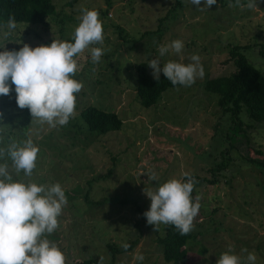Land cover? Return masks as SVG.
<instances>
[{
    "label": "rangeland",
    "instance_id": "374dc122",
    "mask_svg": "<svg viewBox=\"0 0 264 264\" xmlns=\"http://www.w3.org/2000/svg\"><path fill=\"white\" fill-rule=\"evenodd\" d=\"M54 1L57 15L45 25H17L12 36L0 40V48L5 45L0 51L50 46L54 40L69 42L81 9L96 10L103 25V45H90L74 57L78 70L72 78L83 85L75 94V116L52 128L32 123L26 109L9 122L14 142L31 138L39 149L36 167L25 183H59L65 191L68 202L58 217L59 227L46 236L62 251L65 264L89 259L111 264L115 254L110 246L133 247V240L139 242L118 253L116 264H168L157 241L164 224L154 229L143 217L151 204L145 190L154 191L171 179L188 182L189 177L195 181L193 194L201 212L193 223L202 226V233L188 243L190 264H217L225 252L242 261L255 253V264H264V163L250 162L253 157L264 162V125L243 117L249 143L219 107V95L205 90L209 79L235 71L234 47L264 72L260 53L264 0H258L256 10L229 7L234 1L226 6L220 1L204 10L203 3L199 7L190 0H182L180 6L176 0ZM175 40L183 42L182 52L161 57L158 47ZM92 47L103 51L96 64L91 60ZM192 55L200 57L204 77L190 87L168 89L157 106L143 108L136 96L137 64L158 59L161 69L170 60L187 65L193 63ZM153 71L149 67L152 76ZM14 88L11 85L10 99L16 95ZM85 105L117 113L124 122L122 130L90 134L80 116ZM230 129L234 134L228 139ZM256 149L263 155H256ZM220 164L222 171L217 168ZM153 172L155 181L149 179ZM87 194L90 201L127 202L91 205ZM136 255L144 260H134Z\"/></svg>",
    "mask_w": 264,
    "mask_h": 264
},
{
    "label": "clouds",
    "instance_id": "9594fccd",
    "mask_svg": "<svg viewBox=\"0 0 264 264\" xmlns=\"http://www.w3.org/2000/svg\"><path fill=\"white\" fill-rule=\"evenodd\" d=\"M190 3L199 7L203 3L200 8L204 10L216 5L217 0H190ZM233 6L256 10L258 0H248L246 5L235 0V5L229 4V7ZM81 11L78 27L72 33L74 42L54 40L50 46L33 49L24 45L19 51H0V96L9 95L11 85H14L16 103L19 108L30 110L32 123L55 128L66 125L70 117L75 116V94L83 85L72 78L78 70L74 57L90 45L104 43L99 13L96 10ZM16 28L17 22L10 16L5 25H0V40H7ZM183 48V42L175 40L160 45L157 50L163 57L170 51L179 55ZM102 54V48H91L93 64L100 61ZM191 60L193 63L187 65L170 60L161 69L159 60L152 59L149 67L154 70L153 76L157 80L162 71L173 86L190 87L197 78L204 77L200 57L192 55ZM38 151L31 138L0 147V160L5 161L0 163V264H65L62 251L46 238L59 227L58 217L68 202L65 191L59 183L38 186L33 182H14L10 172L11 167L16 175L23 172L26 177H31ZM149 179L155 181L156 174L151 173ZM194 183L191 177L188 182L171 179L154 191L145 190L151 200L150 210L144 213L147 223L154 229L160 224L174 225L181 236L189 234L200 209L199 198L196 203L191 198ZM128 247L123 245L125 251ZM243 251L247 252V249ZM256 259L255 253H248L242 261L240 256L225 252L217 264H255ZM134 260L143 261L144 256L136 255Z\"/></svg>",
    "mask_w": 264,
    "mask_h": 264
},
{
    "label": "trees",
    "instance_id": "16d2710c",
    "mask_svg": "<svg viewBox=\"0 0 264 264\" xmlns=\"http://www.w3.org/2000/svg\"><path fill=\"white\" fill-rule=\"evenodd\" d=\"M220 1L225 6L232 1L235 2V0H217V3ZM180 5H182V0H176V6ZM57 8V2L54 0H0V25H5L10 16L15 18L17 25H45L49 18L57 15ZM69 42L74 41L70 39ZM260 53L264 55V47L260 50ZM231 60L235 65V71L226 76L209 79L205 83V90L219 95V107L228 116L232 125L239 127V131L246 134L247 140L250 143L251 137L248 135L247 130H244V118L251 120L252 124L254 122L255 124L264 125V72L249 62L246 56L240 52L239 47H234L231 50ZM136 71V96L143 108L157 106L164 92L170 88L182 86H173L163 74L159 76L158 80L155 79L150 75L149 63L146 61L138 63ZM83 108L80 116L90 134L104 136L122 130L124 122L117 113L101 110L93 105H85ZM26 109L18 107L16 95L12 99H10V94L6 97L0 96V147L14 142L12 135H15V133L9 126V122L18 116H23ZM26 113L30 115V110L28 109ZM230 131L231 135H227L228 139L233 137L234 134L233 129H230ZM256 152V155H263L260 150L256 149ZM4 162V160H0V163ZM7 162L11 166V161L8 160ZM250 162L252 164L264 163L263 160L258 162L254 157L250 159ZM217 168L220 171L224 169L221 164ZM214 170L217 169L214 168ZM10 172L12 176L15 175L13 177L14 182L21 181L25 183L28 178L23 172L18 176L11 169ZM193 193L194 190L191 193L192 202L196 203L197 199ZM87 197L88 194L86 195V201L91 205H102L103 207L104 204L119 206L127 202V200L114 198H105L102 202H95L90 201ZM138 210L141 211L139 207ZM200 214L201 212L199 211L198 215L200 216ZM195 218L193 220L194 223ZM140 224H143L142 221H139ZM150 226L153 227L152 225ZM197 228L199 230L198 232H196ZM201 229V225L194 224V228L189 234L181 236L174 225H164L163 235H158L157 241L165 262L168 264H190L188 243L195 239L197 234L200 235L202 233L200 232ZM138 242V240H133V247ZM110 247L113 250V254H115L111 264H116L117 254L123 253L125 249L115 248L114 246ZM133 247H129L127 251L132 250ZM83 264L101 263L96 259H89L84 261Z\"/></svg>",
    "mask_w": 264,
    "mask_h": 264
}]
</instances>
